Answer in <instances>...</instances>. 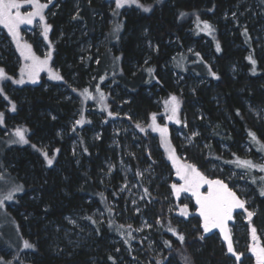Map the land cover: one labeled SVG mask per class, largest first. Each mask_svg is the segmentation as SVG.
Instances as JSON below:
<instances>
[{"label": "trees", "instance_id": "1", "mask_svg": "<svg viewBox=\"0 0 264 264\" xmlns=\"http://www.w3.org/2000/svg\"><path fill=\"white\" fill-rule=\"evenodd\" d=\"M139 4L116 21L110 1L53 0L46 14L52 67L62 83L42 78L36 86L13 88L7 81L0 88V138L9 136L6 129L28 130L26 145L0 154V177L10 174L20 184L1 207L0 264H237L216 233L203 232L197 215L180 220L168 212L170 191L161 177L171 167L148 123L163 117L160 106L173 96L180 103L179 123L169 125L176 154L208 179L248 187L254 210L248 224L264 246V172L236 163L264 165V0ZM23 37L43 53L37 32ZM0 68L10 78L18 72L17 54L1 28ZM85 88L105 96L107 110L98 117L66 98L78 100ZM76 111L81 121L70 129ZM94 121L101 125L98 138H92ZM116 121L123 129L111 130ZM183 124L187 144L175 135ZM117 154L140 191L139 213L124 192ZM142 170L148 174L141 177ZM142 217L149 229L141 234ZM233 232V249L244 258L238 264H245L247 235Z\"/></svg>", "mask_w": 264, "mask_h": 264}, {"label": "rangeland", "instance_id": "2", "mask_svg": "<svg viewBox=\"0 0 264 264\" xmlns=\"http://www.w3.org/2000/svg\"><path fill=\"white\" fill-rule=\"evenodd\" d=\"M52 1L53 0H51V2ZM107 1H110L111 3H113V6H114L113 17L116 21H118V20L120 21L122 19L123 13L126 10H128L129 8L137 7V4L126 3L123 7L117 9L116 8V0H107ZM51 2H49V0H42V1L39 0V3L47 4V7H48V4ZM47 7L43 10V13H42L44 16L43 21H40L39 17H36L32 24L20 25V29H19V37L20 38H19L18 42L13 39L12 35L9 34L8 30L6 28H4L3 25H0V28L8 36L10 43H11V46L14 49V51L18 57V72H17L16 77L10 78L7 76V74L4 71L5 78H0V88L3 89L4 86H6L4 83H6L7 81H9L10 85L13 88L26 87V86H36V85L41 83L42 78H44L49 83H62V81H63L62 77L60 76L58 71L52 67V59H53V53L54 52H53V44L50 41V37H49L50 36V25L48 24V16L46 14ZM32 10L33 9L30 5H25L21 9V12L26 13V12L32 11ZM45 25H47L49 27V31L47 33V39H45V35H44ZM199 28L200 27H198V29ZM209 30H210V28H209ZM24 32L29 33L30 35H33L35 32H37L39 34V37L41 38V40L43 42V53L40 56L37 55L34 52L32 46L24 40V37H23ZM18 44L21 47H18ZM25 44L30 45L32 53L34 55L38 56L41 60L48 57L49 53H50V58L48 59V65L36 75L35 82H33L29 78L27 72L24 70L25 66L27 64L31 63V61L25 60L24 57L21 55V51L23 50L22 46ZM0 69H2V68H0ZM53 75H59L61 77V79H59V80L53 79L52 78ZM21 80L23 81V83H20ZM11 86L8 87L9 93L13 92V89L11 88ZM85 89H87L88 95L91 97L90 99L85 97V95H84ZM85 89L78 91V94H77L78 100L76 98L73 99V97H71V95H67L66 98L70 99L73 102H77V103L79 102V111L82 112V111L86 110V112H85L86 115H96V117H98L99 112L101 113V112H105L107 110V102H106L105 96L103 94V100H101L100 94L102 93V91L100 89H99V91H97L98 90L97 88H93V89L85 88ZM0 94L2 95V97H4V93L1 91V89H0ZM170 100H171V97L168 98L166 101H164V105L160 106L163 117L161 119H157V117L156 116L155 117H156V123L159 126L166 127L168 129V132H167L168 142H169L171 149H174L173 145L170 141L169 125L177 123V122L175 120H169L168 119V115L170 113L166 111V102H168ZM177 102L179 105L178 110H177V119H178V115H179L178 112H179V107H180V103H179L178 99H177ZM10 112L11 113L14 112L13 105H11V107H10ZM117 115H118V110L116 111L115 116H117ZM152 117L153 116H151L150 121L148 123V130L152 133L153 141L156 143L157 147L161 149L163 159L171 167L170 173L165 174V175H163V177H161V182H164L170 191V193L168 194V197L166 198V201L168 202V205H169L168 212L180 220H187L191 215H197V217L200 220L201 228L204 232V229L202 227L203 220L199 216L198 206L195 204V199L188 193H181L179 198H177L173 193L171 185L174 183L180 184V183H182V181L178 180V178L176 176L175 167L173 166V162H172V160L169 159V148L167 146H165L164 143H162L160 133L158 131H153L151 128ZM80 121H81V116H80L79 112L76 111V112H74L73 118L70 121V123L68 124V127L70 129H73L75 126L79 125ZM1 125H3V120H2V123H0V126ZM91 127H92V129H91L92 138H98L100 135L99 129H101L100 123L94 121V124ZM118 127H121L123 129V125H121V123L119 121L113 122L111 124V130L117 129ZM182 128L184 129V131L179 132V130H178L175 132V135L177 137H179V139L183 143L187 144L189 142V140H188V137L186 136V133H185V131H186L185 124H183ZM18 129L21 132H23L24 138L27 140L28 130H26L25 127L13 128V129H10L9 131L6 129L5 133H3V135L5 134L6 136H8V135L9 136L6 137L5 139L0 138V154L9 150V147H11L13 145L20 146V145H26L27 144V143L25 144V143L20 142L19 137L16 135V132ZM125 130L127 131L126 128H125ZM78 133H80V132H78ZM193 136L194 137L198 136V133L196 130L193 131ZM113 141H116V140L113 139ZM111 146H113V144H111ZM76 147H77V143H76V141H74L72 143V152L73 153L76 151ZM117 155H118L117 163H118V166L120 167L121 174L124 177L123 178L124 179V184H123L124 192L126 194L127 199H129L131 204L135 207L136 213H139L140 212L139 203L141 201L140 191L137 187L136 181L131 176L127 165H125V163H124L123 156L121 154H117ZM175 155L177 156L179 163H181V164L185 163L183 161V158H180L176 154V152H175ZM107 166L109 167V163H107ZM148 171L149 170H142L141 177L144 175L143 173L148 174ZM232 173L233 172H230L231 175H229L230 180H232L233 179L232 177H234V174H232ZM19 186H20L19 181L17 179H15L14 177H12L10 174H5V175L0 177V193H1L0 194V201H3L2 205H0V218L3 217L1 207L4 206V204L7 205L6 203L9 201V200H5V199L3 200L2 198L7 196L9 193H11V194H13L14 192L17 193V191L20 190ZM230 189L237 194V197L240 200L245 202V207L241 211L233 212V219L228 221L227 228H228V233H229L230 239L232 236L235 235L233 232L234 228H236L238 231H240L242 233H246L247 241H246L245 245H242V248L245 247L244 249H247V253H248L249 258L247 260V263H245V264H256V258L252 254L251 248H252L254 243L257 244L259 247H264V246L262 244L260 235L257 232H256V237H257L256 241H253V239H252V231L251 230L253 229V227L250 224H248V220L250 218L248 216V212L254 213V210L251 209L252 199L245 197V194L249 193L248 187L246 185H243V184L240 185L239 183L235 182L231 185ZM205 190H206V186H205V189H202V191H205ZM185 205L188 206V215L187 216H181L180 210ZM253 215L251 217H253ZM139 223H140L139 230H138L139 233L142 234L143 231L149 229V226H148L149 222H148L147 218L142 217L140 219ZM246 225L248 226L247 229L245 227ZM209 233H216V235L218 237H220V239L222 240L227 254H231L228 251V241H226L224 239V236L222 233H220L219 229H213L211 232H208L205 234H209ZM261 236L264 237V230H262ZM144 240L149 242L148 236H144ZM234 245L236 247V244H234ZM233 250L237 253V255L240 256L239 249L236 248ZM233 257L236 259L235 256H233ZM243 259L242 260L240 259L239 261L236 259L235 261L238 264L240 262H244Z\"/></svg>", "mask_w": 264, "mask_h": 264}, {"label": "snow or ice", "instance_id": "3", "mask_svg": "<svg viewBox=\"0 0 264 264\" xmlns=\"http://www.w3.org/2000/svg\"><path fill=\"white\" fill-rule=\"evenodd\" d=\"M49 2H51V0H49ZM126 3L137 4V6L143 7L139 4V0H116V8L119 9ZM25 5H30L33 10L22 13L21 9ZM46 7L47 4H41L39 3V0H0V25H3V27L8 30L9 34L12 35L13 39L18 42L20 38V25H30L33 23L36 17H39L40 21H43L44 16L42 13ZM144 11H149V9L144 8ZM204 28L209 29L210 26L205 24ZM48 31L49 27L45 25V39H47ZM18 47L21 46L18 44ZM217 48H219V45H217ZM22 49L21 55L25 60L31 61L30 64L25 66L24 70L27 72L29 78L35 82L36 75L48 65L50 53L48 57L41 60L38 56L32 53L30 45L25 44L22 46ZM249 60L253 64L255 63L251 57H249ZM0 78H5L3 69H0ZM52 78L56 80L61 79L59 75H53ZM20 83H23V81L21 80ZM84 95L88 99L91 98L88 95L87 89L84 90ZM100 99L103 100V93L100 94ZM178 106L177 98L175 96L171 97V100L166 102V111L170 113L168 115V119L175 120L177 123H179V120L177 119ZM13 110H15V105H13ZM2 120V115H0V123H2ZM137 126L139 127V125ZM151 128L153 131H158L160 133L162 143H164L165 146L169 148V159L173 162L178 180L182 181L180 184L174 183L171 185L174 195L179 198L181 193H188L195 199V204L198 206L199 216L203 220L202 227L204 232L208 233L213 229H219L220 233L223 234L224 239L228 241V251L239 261L240 256L237 255V253L233 250L227 224L228 221L233 219V210L236 208L243 209L245 207V202L240 200L237 197V194L232 191L222 180L208 179L196 168L195 165L189 163H179L178 158L175 155V150L171 149L168 142V129L166 127L159 126L156 123L155 116L152 117ZM16 135L19 137L20 142L25 144L28 143V141L24 138L23 132H21L19 129L17 130ZM250 135H252L253 140L256 139L253 134L250 133ZM261 150H264V145H261ZM45 157L47 158V154H45ZM236 163L238 166L248 169L259 167V171L264 172V165L255 166L249 160H237ZM48 164H52L51 159H48ZM205 186L206 190L202 191V189H205ZM261 195H264V189L261 190ZM4 199L11 200L12 194L9 193L4 197ZM2 203L3 201H0V205H2ZM180 215H188L187 205L181 208ZM252 215L253 213L248 212L249 217ZM251 231L252 239L253 241H256V229L253 228ZM200 238L203 239L204 237L201 236ZM178 239L183 243L185 238L183 235H181L178 237ZM24 247L31 248L32 245L28 241H25ZM251 251L256 258V264H264V247H259L254 243Z\"/></svg>", "mask_w": 264, "mask_h": 264}, {"label": "water", "instance_id": "4", "mask_svg": "<svg viewBox=\"0 0 264 264\" xmlns=\"http://www.w3.org/2000/svg\"><path fill=\"white\" fill-rule=\"evenodd\" d=\"M242 209L241 208H236L233 210V212H238V211H241Z\"/></svg>", "mask_w": 264, "mask_h": 264}]
</instances>
